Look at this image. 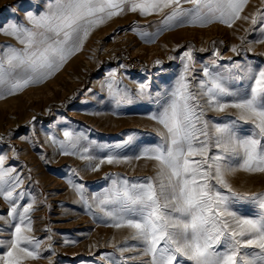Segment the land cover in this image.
<instances>
[{
  "label": "snow or ice",
  "instance_id": "1",
  "mask_svg": "<svg viewBox=\"0 0 264 264\" xmlns=\"http://www.w3.org/2000/svg\"><path fill=\"white\" fill-rule=\"evenodd\" d=\"M182 3L191 7L185 8ZM247 3L248 0H30L29 8L23 9V22L0 23V32L15 37L23 46L0 51V99L54 75L83 47L95 27L123 13L126 7L141 15L169 8L161 31L185 23L205 26L214 21L232 27L237 20L250 19L252 25L259 24L254 31L261 38L256 42L264 44V12L258 9L241 17ZM19 10L14 8L13 13ZM232 51L239 54L236 46ZM181 59L183 68L177 86L168 94L171 100L159 115L151 117L167 130L162 142L144 147L135 157L116 151L131 145L133 136L122 144L97 146L112 149L106 155L109 164L146 159L154 161L156 168L154 177L134 182L114 179L99 201L100 210L110 221L107 226L132 230L131 238L137 243L118 250L122 254L138 251L140 257L148 258L141 264H264V193L236 191L228 179L239 170L264 173V67L234 62L216 69L213 60L203 67L207 80L199 82L198 91H191L186 82L193 67L191 52H185ZM110 76L114 78L115 73ZM238 80L253 83L246 89L229 86ZM113 87V83L108 84L110 92ZM150 87L149 83H139L134 95L151 99ZM113 95L117 106L133 101L126 89L116 88ZM161 95L155 93L156 97ZM201 98H207L206 105ZM205 106L219 112L227 108L239 110L238 120L253 125L250 134L237 131V120L211 125L216 136L214 146L222 154L210 156V122L203 119ZM64 136L73 149L80 139H86L68 131ZM60 146L64 154H70L64 142ZM194 156L201 159H190ZM229 157L239 158L242 163L233 167ZM98 167L95 165L93 170ZM13 172L15 169L3 168L0 158V195L12 204L8 213L10 226L15 222L12 238L0 239V248L5 249L0 254V264H22L40 257V241L23 235L25 229L31 231L28 214L33 204L18 211L21 206L16 201L24 199L26 193L20 192L13 199V192L22 183ZM76 189L84 200V186L77 185ZM245 206L252 211L245 213Z\"/></svg>",
  "mask_w": 264,
  "mask_h": 264
},
{
  "label": "rangeland",
  "instance_id": "2",
  "mask_svg": "<svg viewBox=\"0 0 264 264\" xmlns=\"http://www.w3.org/2000/svg\"><path fill=\"white\" fill-rule=\"evenodd\" d=\"M29 4L30 0H0V23L9 20L23 22V9L29 8ZM182 6L191 7L187 3ZM14 8L20 10L14 14ZM258 9L264 12L262 0H248L241 17L250 16ZM169 11L166 8L163 12L141 15L139 11L132 12L126 7L123 13L95 27L83 47L54 75L0 99V158H3V168L15 169L12 175H18L22 181L13 192L14 200L20 192L26 193L24 199L16 201L21 206L18 211L29 203L33 204L28 214L31 231L25 229L23 235L40 241V257L24 260L22 264H104L103 259L116 264H141V260H147V257H140L138 251L122 254L118 250L137 242L131 238L132 230L107 226L110 221L100 210L99 201L113 186L114 179L134 182L138 178L154 177L155 162L131 159L126 163L109 164L106 155L112 149L104 147L101 150L97 146L122 144L133 136L135 139L131 145L116 151L122 156L135 157L144 147L162 142V134L167 136V130L151 117L159 115L171 100L168 94L177 86L185 52L190 51L193 57V67L186 77L191 91H198L199 82L207 80L203 67L213 60L216 69L231 66L234 62L264 67V44L256 42L261 37L254 31L259 24L254 26L250 19H240L232 27L214 21L205 26L185 23L161 31V22ZM114 29L127 40V44L109 54L99 50L93 62L87 63L90 44L105 30ZM211 32H214L212 39L220 38L224 43L219 56L216 49L202 55L185 47L191 42L205 51L212 39L206 43L204 37ZM114 39L115 35H112L108 45ZM233 46L238 48L239 54L232 51ZM7 47L19 49L23 46L15 37L0 32V51ZM114 60L117 61L115 65H107ZM127 60L142 63L144 75L135 78L129 75L127 71L131 62ZM110 73H115V77ZM155 74L157 78H148ZM109 83L114 84L111 92ZM139 83L151 85V99L134 95ZM252 83L238 80L229 86L246 89ZM116 88L128 90L133 101L117 106L113 95ZM156 92L162 95L156 97ZM206 99L201 98V103L206 105ZM49 106L56 107L49 112ZM239 115V110L233 108L219 112L204 107L203 119L210 122V156L222 154L221 149L214 146L216 136L211 125L237 120V131L242 135L250 134L253 125L239 121ZM65 131L86 139H80L73 149L64 136ZM199 138L204 139L203 136ZM61 142L65 143L70 154H64ZM84 149H88L87 152ZM102 159L104 163H100ZM229 161L233 167L242 163L239 158L229 157ZM97 164L98 169L93 170ZM228 179L236 191L264 193V173L239 170ZM77 185L84 186V200L76 189ZM11 206V202L0 195V239L5 241L10 240L14 232L15 222L10 226L8 216ZM243 210L245 213L252 211L247 206ZM3 251L5 249L0 248V254ZM132 256L139 259H129Z\"/></svg>",
  "mask_w": 264,
  "mask_h": 264
},
{
  "label": "bare ground",
  "instance_id": "3",
  "mask_svg": "<svg viewBox=\"0 0 264 264\" xmlns=\"http://www.w3.org/2000/svg\"><path fill=\"white\" fill-rule=\"evenodd\" d=\"M118 27H121V26H118ZM213 34H214V32L207 33V35H205L204 39H205L206 43H208L213 38ZM112 35H115V39L111 45H108L107 41ZM126 44H127V40L120 37V32H117V29L111 30L110 32H108V30L106 32V30H105V33L97 36L95 38V40L90 44V46H89V50H90L89 57H90V59L88 60L87 63L91 64V62H93L94 57H95L96 53H98L99 50H101L103 53L109 54V53H112L113 51H115L118 47H123ZM176 63H178V62H176ZM152 77L157 78V75L155 74V75H151V76L149 75L148 76V78H152ZM102 261L104 264H113L111 262L105 261L104 259Z\"/></svg>",
  "mask_w": 264,
  "mask_h": 264
},
{
  "label": "trees",
  "instance_id": "4",
  "mask_svg": "<svg viewBox=\"0 0 264 264\" xmlns=\"http://www.w3.org/2000/svg\"><path fill=\"white\" fill-rule=\"evenodd\" d=\"M250 32V30L248 31V33ZM185 47H188V48H191L193 49L194 51L202 54V55H207L209 52H211L212 50L216 49L218 51V53L222 52L224 50V43L223 41L220 39V38H214L212 39L208 46H207V49L205 51H202L200 50L198 47H196L193 43L191 42H188L185 44ZM117 61L114 60L112 62H109L110 64H107V65H115ZM56 106H49V112H51L53 109H55ZM15 147V146H13Z\"/></svg>",
  "mask_w": 264,
  "mask_h": 264
},
{
  "label": "built area",
  "instance_id": "5",
  "mask_svg": "<svg viewBox=\"0 0 264 264\" xmlns=\"http://www.w3.org/2000/svg\"><path fill=\"white\" fill-rule=\"evenodd\" d=\"M127 62H131L130 60H127ZM128 74L135 77H141L144 75V68L142 63L138 62L137 60H134L131 62L129 68H128Z\"/></svg>",
  "mask_w": 264,
  "mask_h": 264
}]
</instances>
